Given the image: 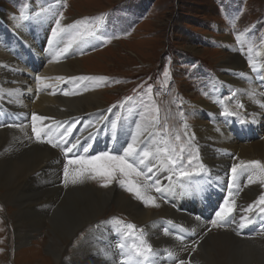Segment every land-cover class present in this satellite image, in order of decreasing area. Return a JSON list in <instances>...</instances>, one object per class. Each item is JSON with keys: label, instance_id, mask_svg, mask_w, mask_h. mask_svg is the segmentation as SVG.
<instances>
[{"label": "bare ground", "instance_id": "1", "mask_svg": "<svg viewBox=\"0 0 264 264\" xmlns=\"http://www.w3.org/2000/svg\"><path fill=\"white\" fill-rule=\"evenodd\" d=\"M40 8L55 13L51 6ZM1 13L12 22L11 25L14 24L15 29L23 27V20L17 19L15 11L3 7ZM56 19L52 18L44 42L40 44L44 54H47L44 63L40 67L35 66L31 76L21 77L9 69L8 65L16 60L10 56L9 49L0 44V89L4 91H0V117L6 116V119H0V189L3 191L2 199L15 211L12 218L17 242L23 243L31 233H43L46 228L45 242L44 237L32 241L37 242V248L42 246L41 242L46 246L43 264H120L126 257H122L118 245H128L132 243L131 239L124 238L125 229L116 221L97 220L104 207L114 202L118 209L123 208L129 214L132 224L146 225L147 235L140 238L147 239L154 246L149 264H179L180 260L188 264L191 256V264H250V259L241 251L246 249L239 244L247 245L249 251L251 247H261L260 244L264 242V214L259 213L258 208L254 213L242 210L258 199L257 195L264 188L260 183L264 174L249 167L238 171L231 187L229 180L234 163L252 160L264 163V57H256L257 66L249 68V72L242 66L239 55L232 56V63L222 68L213 83L217 101L198 102L192 109L194 112L197 106L207 111L205 115L197 112L195 123L191 125L193 132L189 140L194 137L190 143L198 164L184 171L195 170L194 175L181 177L180 169L173 168L164 156H150L145 165H136L145 173L155 166L152 180L148 181L149 186L141 187V191L145 196L154 197L155 204L159 206L146 205L139 199L125 198L123 190L126 187L118 182L110 187H102L98 180L91 179H84L75 185L65 186L63 183L64 164L68 159H75L78 156L76 153L88 157L116 148L122 154L123 147L141 128L132 124L131 102L123 105L119 118L110 114L101 102V79L95 80V76L83 69L85 60L76 58L79 49L96 44L98 38L74 39L76 32H80L77 28L52 37ZM32 21L33 16L25 19L28 25H33ZM69 24H73L70 18L61 20L62 27ZM12 30L9 29L10 32ZM9 31L4 26L0 27V40L8 41ZM69 41H73L71 47L63 52ZM19 47H22V42ZM31 55V52H27L25 57L29 59ZM13 56L21 58V54L16 52ZM77 75L92 79L67 78ZM37 76L49 79L59 88L50 90L45 84L41 89H34L36 83L44 80L37 81ZM57 77L64 79L57 80ZM257 82L261 84L260 87ZM12 92L19 98V105L3 98L6 93ZM64 92L71 94L64 95ZM35 97H38L37 100ZM28 99L34 100V108L30 109L21 102ZM33 113L52 118L38 122V126L48 125L51 128V132L42 136L40 141L32 134ZM72 124H75V128L67 139L74 143L79 138L80 145L71 153L65 154L62 147L47 143L48 139L53 143L59 142V135ZM123 126L127 130H122ZM148 129H144L141 139L148 137ZM155 139L164 140L163 137ZM159 146L164 147V144L160 143ZM86 147L88 151L84 152ZM145 147L154 152L157 144L148 139ZM201 164L205 166L203 170ZM245 172L256 182L249 184L250 175L245 178ZM214 174L217 178L226 177V185L219 184ZM258 176L260 179H257ZM129 179L143 185L145 176ZM157 179L159 184L156 183ZM157 187L162 192H157ZM209 194H217L218 202L206 199ZM226 198L235 201L234 218L237 223L213 226L211 220L215 218V211ZM152 206L158 210H150ZM210 207L214 209L212 217L208 211ZM239 211L253 221L243 229L239 227ZM91 223H95L94 227L85 228L83 234L82 229ZM165 229L168 231L165 232ZM140 230L135 229L137 233ZM41 248L37 250L38 254ZM253 260L264 264V260Z\"/></svg>", "mask_w": 264, "mask_h": 264}, {"label": "rangeland", "instance_id": "2", "mask_svg": "<svg viewBox=\"0 0 264 264\" xmlns=\"http://www.w3.org/2000/svg\"><path fill=\"white\" fill-rule=\"evenodd\" d=\"M44 5L51 6L55 13L43 11L40 7L43 8ZM3 7L15 11L17 19L23 10L26 17H34L33 25H28L29 21L23 20V27L15 29L14 24L11 25L12 22L1 13ZM61 13L63 18L68 17L73 23L82 21L77 27L80 32L94 28L99 23L97 43L79 49L76 58L85 60L83 69L95 76V80L101 79V102L117 118L123 105L131 102L130 118L135 127L141 128L139 133H143L145 128H149L148 133L161 132L167 125L168 132L163 139L168 144L164 146L170 150L175 148L176 153L180 152L182 146L185 148L183 170L192 169L198 164L189 136L193 132L191 125L195 123L194 116L196 117L197 112L205 115L207 111L196 106L192 112L195 104L217 101L213 83L221 74L222 68L227 63H232V56L239 55L242 66L247 70L257 66L256 57H264V0H0V27L4 26L8 31L13 28L9 31L8 41L0 40L1 46L9 49L10 56L16 60L8 65L9 69L26 77L31 76L35 66L43 65L47 54H44L40 46L52 18H59ZM14 52L21 54V58L14 57ZM27 52L32 53L29 59L25 57ZM78 77L81 75H77L74 80ZM216 82L214 90L217 93L219 80ZM35 85L34 89H41L44 85L50 90L59 88L47 78ZM257 85L261 86L259 82ZM3 98L19 105V98L13 92L6 93ZM37 98L35 97L36 100ZM21 102L30 109L34 108V100ZM5 117L1 116L0 119H6ZM121 129L127 130L125 126ZM176 136L180 137L179 141ZM75 155L87 157L80 153ZM249 175L245 172V178ZM135 177L133 174L130 178ZM217 179L219 184L226 185V177ZM210 184L213 185L212 182ZM123 193L125 198L137 199L127 188ZM2 194L0 189V264H43L46 256V228L45 232L31 233L25 242L18 243L12 218L15 211L2 199ZM217 196L209 194L206 199L218 202ZM107 206L99 214L98 221L111 219L117 222L114 218H118L123 227L131 223L129 214L123 208L118 209L114 202ZM155 209L158 210L152 206L150 210ZM213 210H208L211 217ZM237 214L240 218L241 212ZM94 225L95 223H91L85 226L83 234L85 228H92ZM140 226L136 228H141L144 232L142 237H145L147 227ZM39 237H44L42 248H37V242H32ZM106 242L109 243L108 240ZM239 245L246 249L241 251L250 259V264H262L253 259L264 260V242L260 244V248L251 247L252 251L246 248L247 245ZM40 248L38 254L37 250ZM191 263L192 256L189 257L188 264Z\"/></svg>", "mask_w": 264, "mask_h": 264}, {"label": "snow or ice", "instance_id": "3", "mask_svg": "<svg viewBox=\"0 0 264 264\" xmlns=\"http://www.w3.org/2000/svg\"><path fill=\"white\" fill-rule=\"evenodd\" d=\"M20 20H25L27 17L24 15V11L22 10L20 13ZM63 19V14H60V17L55 21V27L52 28V37H57L61 33L66 32L69 29H76L82 21H75L73 24L61 26V20ZM88 18H85L87 20ZM99 19V18H97ZM100 25L97 23L94 28H90L85 30L84 32H76L75 38H85V37H98L97 30L99 29ZM51 42V41H50ZM73 41H69V43L63 49V52H67L68 48L71 47ZM251 63V62H250ZM37 81H41L44 79L43 77L37 76ZM57 80H63V77H57ZM76 79V78H70ZM80 80H88L92 79L91 77H79ZM69 92H64V95H70ZM243 107V105H240ZM227 114V113H222ZM52 119L50 117H44L37 115L35 113L32 114V134L35 136L37 141L42 139V136H47L51 132V128L48 125L38 126V122H42L45 120ZM115 127V125H113ZM57 127L59 128V122H57ZM73 128H75V124L68 126L62 134L59 135V142L53 143L51 139L47 140V143L51 144L53 147H62V151L67 154L71 153L73 149L77 148L80 145V139L77 138L75 142L68 141V137L72 134ZM168 128L167 125L164 126V129L161 132L156 133H149L148 137L145 139H141L142 133L133 134L131 137V141L127 143L126 147H123L122 154L113 155L109 151H102L97 155L93 156H77L75 159H68L67 162L64 164L63 168V183L65 186L68 184H78L83 182L84 179H91V180H98L101 183L102 187H108L114 181L118 182L121 186L127 188V191L132 193L137 199L147 204H152L154 206H159L155 204V199L152 196H145L142 191L141 187L149 186L148 181L152 180V173L153 168H149L148 172L145 173L142 170H139L136 166L145 165L146 160L150 156H164L167 159V163H169L173 168L180 169V176L181 177H191L195 174V170L192 172L184 171L182 168L183 164V154L185 148L182 146L179 153H176L175 148L169 150L167 146L160 147L159 144L163 143L165 145L168 144L167 140H156L155 137H163L167 134ZM148 139H152V142L157 144L155 151H149L145 144L147 143ZM194 139L193 138H190ZM176 140L179 141L180 137L176 136ZM70 146H64V145ZM90 147V146H89ZM88 148H84V152H87ZM119 149L113 148L112 152H118ZM137 157H140L137 160ZM132 162H129V161ZM189 164H191V158L189 159ZM77 166L72 168L70 166ZM253 168L258 169L261 174H264V163H261L259 160H252L248 161L247 163L241 161L240 163H234L231 167L232 177L229 180V185L231 187L232 183L234 182L238 171L245 169V168ZM201 170H203V164L200 165ZM136 177L145 176V181L143 185H140L133 180L129 179L132 175ZM123 177V178H121ZM257 179H260L258 176ZM249 184L255 183L256 181L250 175L248 177ZM156 183L159 184V179L156 180ZM260 183L264 186V179H260ZM157 192H162L160 187L156 188ZM258 208L259 213L264 214V192H261L260 196L256 201L252 204H249L247 208L243 209L242 211L245 213H254V210ZM236 211L235 201H232L228 198L224 200L223 203L219 205L218 210L215 211V218L211 220V224L213 226H224L229 222L235 224L237 223L236 219L234 218V213ZM117 219V224H121L122 222ZM252 219L248 215H241L240 216V223L239 227L243 229L247 226V224L252 223ZM168 223H172L169 221ZM123 236L125 239H131L132 243L126 245L125 243H120L118 248L121 250L122 257H126V259H122L120 264H149L154 250L152 245L147 241V239H141L140 237L143 236V231L141 230L140 233L135 231L136 225L132 223H127L124 225ZM168 229H165L167 232ZM182 239V237H178ZM138 241V242H137ZM169 255L171 256L172 253L170 252ZM179 264H185L183 260L179 261Z\"/></svg>", "mask_w": 264, "mask_h": 264}, {"label": "trees", "instance_id": "4", "mask_svg": "<svg viewBox=\"0 0 264 264\" xmlns=\"http://www.w3.org/2000/svg\"><path fill=\"white\" fill-rule=\"evenodd\" d=\"M133 96V95H132Z\"/></svg>", "mask_w": 264, "mask_h": 264}]
</instances>
